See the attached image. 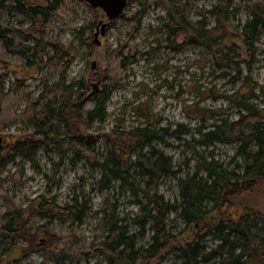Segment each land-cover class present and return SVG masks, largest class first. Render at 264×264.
<instances>
[{
	"label": "rangeland",
	"instance_id": "1",
	"mask_svg": "<svg viewBox=\"0 0 264 264\" xmlns=\"http://www.w3.org/2000/svg\"><path fill=\"white\" fill-rule=\"evenodd\" d=\"M145 1L127 0L122 15L110 22L103 36L99 22L105 23L107 18L101 9L92 8L83 0H63L57 13L51 17L45 33L35 35L29 32L28 18L15 12H1L2 24L16 31V34H11L16 47L10 50L24 51L33 46L35 38L45 43L51 41L65 47L72 46L77 48V54L66 71V84L77 87L78 82L83 80L89 94L94 90L99 91L103 85L115 86L106 101L103 120L82 129L88 137L92 156L77 157L76 145L69 146L68 142L61 140L48 151L37 150L34 165L21 156H14L0 170V198L16 207L33 210L37 207L36 198L42 194L46 198L53 197L59 206L73 204L74 201L84 206L81 218L53 222V241L38 240L45 252L23 246L27 251L15 252L1 264H54L51 253L67 244L64 241L66 238L75 237L80 250H87L98 244L114 223L128 226L129 234H134L136 238V248H145L150 243L148 229L144 232L134 223L140 209L131 192L121 189L117 182H112L106 189L100 188L101 175L93 164L95 159L100 161L105 157V145L99 138L103 134L123 132L148 124L152 129L175 130L178 125L187 128L189 133L180 141L167 138L165 142L154 144L156 150L171 160L177 171L175 178H162L157 187L171 204L180 202L177 180L190 177L201 158H213L229 170L243 165L245 159L238 152L241 143H215L204 147L197 144L200 140L198 132L200 127L201 132H206L210 125L222 119L235 121L239 114H244V110L237 105L244 96L250 95L248 102L264 109V34L256 44L254 55H246L241 50L242 56L234 59V63L219 68L204 48L175 52L164 45L165 34L161 27L166 21L167 7L181 8L185 3H190V20L204 21L212 27L217 18L213 9L221 5L226 12L228 42L233 41L243 48L239 28L248 20L250 8L263 0H164V3L150 0L152 2L137 27L134 22L129 24L124 21V18L141 12ZM28 2L32 6L47 5V0ZM83 26L89 29L85 33L90 44L88 49L79 46L80 35L76 29ZM44 52L45 56L38 61V67H27L26 55H8L0 44V68L4 69L0 74L6 96L15 89L21 95L34 99L43 85L57 83L59 77L55 74L57 64L51 59L52 50L47 47ZM120 54L129 56L133 61L119 68ZM92 106L93 100L87 97L84 110ZM23 108V104L18 106L16 103L9 113L21 114ZM200 110H204L206 116H199ZM31 132L32 128L26 124L12 123L0 128V143L8 147L23 134ZM110 138L115 139L113 135ZM139 198L142 200L141 195ZM246 201L249 207L264 213V181L246 197ZM3 213L4 207L0 201V220ZM42 223L43 220L38 221V224ZM167 226L172 232H177L183 229L184 223L177 213H172ZM215 244L209 239L205 242L207 247ZM141 261L138 258L132 264H141ZM74 264L106 262L103 257L93 255L90 258L78 257ZM152 264H182V261L172 251H167Z\"/></svg>",
	"mask_w": 264,
	"mask_h": 264
},
{
	"label": "trees",
	"instance_id": "2",
	"mask_svg": "<svg viewBox=\"0 0 264 264\" xmlns=\"http://www.w3.org/2000/svg\"><path fill=\"white\" fill-rule=\"evenodd\" d=\"M62 1L47 0V5L41 7L30 5L28 0H0V44L4 51L8 55H26L27 67H38V61L45 56L44 49L50 47L53 53L51 59L57 64L55 74L59 77L57 83L43 85L39 94L31 99L15 89L6 96L0 74V128L16 122L32 128L30 134H23L8 147L0 143V170L14 156H21L34 165L37 150L48 151L61 140L68 142L69 146L76 145V156L79 158L93 155L82 129L103 120L106 101L115 86L103 85L99 91L89 94L83 80L78 82L77 87L66 84L65 74L76 57L77 48L51 41L45 43L35 38L32 47L14 52L10 50L16 47L11 34H16V31L1 22L2 11L8 14L15 12L30 20L29 32L32 35L45 33ZM163 1L155 0L156 3ZM151 2L146 0L141 12L124 18V21L129 24L134 22L137 27ZM190 8V3L181 8L167 7L166 21L161 27L165 34L164 45L175 52L204 48L219 68L234 63V59L242 56L241 50L249 56L255 54L256 44L264 34V0L250 8L248 20L239 28L243 48L233 41L228 42L226 12L221 5L213 9L217 18L212 27L204 21L190 20ZM76 30L80 35L79 46L90 48L89 40L85 38L89 29L83 26ZM132 61L129 56H118L119 68ZM3 70L1 67L0 73ZM87 97L93 100V106L84 110ZM249 97L244 96L237 102L244 114H239L235 121L222 119L210 125L206 132H201L200 127V140L197 141L204 147L215 143H241L238 152L245 159L243 165L229 170L213 158H201L190 177L177 180L178 204L166 201L157 189L162 178H175L177 171L171 160L156 150L154 144L165 142L167 138L180 141L189 133L185 126L178 125L175 130H170L152 129L148 124L103 134L99 137L101 140L96 137L103 141L106 150L103 160L95 159L93 164L101 175L100 188L106 189L112 182H117L121 189L131 192L140 209L134 223L144 232L148 229L150 243L145 248H136V238L134 234H129L128 226L114 223L103 239L87 250H80L75 237L66 238L64 241L67 244L51 253L54 264H74L78 257L90 258L93 255L103 257L106 264H132L138 258H141V264H152L167 251L176 254L182 264H264V213L252 209L246 201V197L264 181V109L248 102ZM16 103L24 105L23 111L18 115L10 114L9 109ZM199 116H206L205 111L200 110ZM146 117L149 120V116ZM111 135L115 139H111ZM0 201L4 207L0 220V264L15 252L27 251L23 246L44 250L38 240L53 241L55 236L51 227L54 221L81 218L84 213V206L77 201L59 206L53 197L46 198L44 194L36 198L37 207L33 210L16 207L2 198ZM172 213H177L184 223L183 229L177 232H172L167 226ZM41 220L44 223L38 224ZM208 239L216 244L207 247L205 242Z\"/></svg>",
	"mask_w": 264,
	"mask_h": 264
},
{
	"label": "water",
	"instance_id": "3",
	"mask_svg": "<svg viewBox=\"0 0 264 264\" xmlns=\"http://www.w3.org/2000/svg\"><path fill=\"white\" fill-rule=\"evenodd\" d=\"M89 4L92 8H99L104 13V16L107 18V22L100 21L99 25L101 26V35H104L106 27L113 20L119 18L127 5V0H83ZM97 36V34H96ZM99 45V42H96ZM1 140V138H0Z\"/></svg>",
	"mask_w": 264,
	"mask_h": 264
},
{
	"label": "flooded vegetation",
	"instance_id": "4",
	"mask_svg": "<svg viewBox=\"0 0 264 264\" xmlns=\"http://www.w3.org/2000/svg\"><path fill=\"white\" fill-rule=\"evenodd\" d=\"M96 36V35H95Z\"/></svg>",
	"mask_w": 264,
	"mask_h": 264
}]
</instances>
